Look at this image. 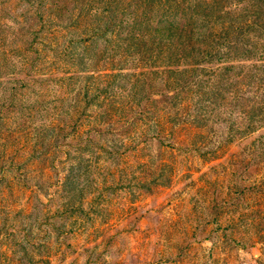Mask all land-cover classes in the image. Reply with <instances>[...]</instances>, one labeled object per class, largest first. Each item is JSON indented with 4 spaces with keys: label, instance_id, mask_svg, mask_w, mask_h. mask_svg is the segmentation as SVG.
Returning <instances> with one entry per match:
<instances>
[{
    "label": "rangeland",
    "instance_id": "rangeland-1",
    "mask_svg": "<svg viewBox=\"0 0 264 264\" xmlns=\"http://www.w3.org/2000/svg\"><path fill=\"white\" fill-rule=\"evenodd\" d=\"M138 2L0 0V264H264V127L148 103Z\"/></svg>",
    "mask_w": 264,
    "mask_h": 264
},
{
    "label": "trees",
    "instance_id": "trees-1",
    "mask_svg": "<svg viewBox=\"0 0 264 264\" xmlns=\"http://www.w3.org/2000/svg\"><path fill=\"white\" fill-rule=\"evenodd\" d=\"M132 14L129 38L146 47L148 61L160 55L140 73L159 74L162 92L148 103L177 107V122L195 127L214 121L225 133L220 144L264 127L258 105L264 0H139Z\"/></svg>",
    "mask_w": 264,
    "mask_h": 264
}]
</instances>
